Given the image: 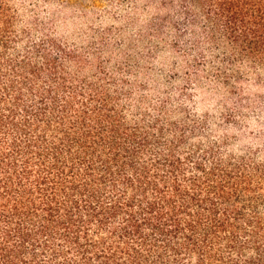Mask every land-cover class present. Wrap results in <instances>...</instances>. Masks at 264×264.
<instances>
[{"label":"trees","instance_id":"1","mask_svg":"<svg viewBox=\"0 0 264 264\" xmlns=\"http://www.w3.org/2000/svg\"><path fill=\"white\" fill-rule=\"evenodd\" d=\"M13 22L0 0V264H264V145L130 119L71 54L18 49ZM187 25L227 84L245 67L264 81V0H187Z\"/></svg>","mask_w":264,"mask_h":264},{"label":"rangeland","instance_id":"2","mask_svg":"<svg viewBox=\"0 0 264 264\" xmlns=\"http://www.w3.org/2000/svg\"><path fill=\"white\" fill-rule=\"evenodd\" d=\"M4 1L18 49L71 54L66 69L108 84L130 119L186 125V145L263 147L264 81L245 67L225 82L222 54L187 25V0Z\"/></svg>","mask_w":264,"mask_h":264}]
</instances>
